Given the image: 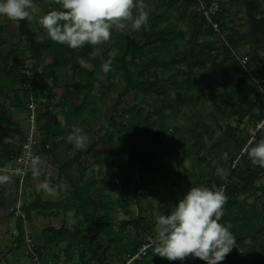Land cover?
Listing matches in <instances>:
<instances>
[{"label":"trees","instance_id":"obj_1","mask_svg":"<svg viewBox=\"0 0 264 264\" xmlns=\"http://www.w3.org/2000/svg\"><path fill=\"white\" fill-rule=\"evenodd\" d=\"M179 1L183 3L180 15L191 6L195 8L189 21V46L179 53L171 50L175 47L173 40L175 36L183 37L184 33L162 25L165 18L162 13L149 15L150 28L147 30H135L129 26L126 31H119L113 26L110 47L116 53H110L101 44L85 43L73 49L50 38L40 39L44 29L38 16L42 10L59 7L58 0H34L40 11L33 13L31 9V17L16 20V35L0 24L1 82L4 86L5 79V84L12 86L15 106L27 113L29 104L33 103L37 110V124L41 115L44 118L38 149L41 151H38L41 181L49 179L57 186L62 171L65 173L70 165L77 164L78 178H69L71 190L58 185V201H42L41 195L46 191L38 190L37 186L33 199L20 206L26 220L33 209L42 215H53L55 208L73 211L75 224L72 229L63 224L59 228L46 227L41 231L42 245L65 243L66 264H124L128 255L143 244H149L145 252L129 264H168V258L154 253L155 216L167 213L192 184L226 190L228 200L221 222L231 223L237 244L226 255L224 264L264 263V201H261L264 183H257L264 176V166L254 164L247 151L250 143L256 142L253 136L259 140L264 133V54L259 52L264 36V0H238L248 24V41L253 44L249 54H245L247 69L238 61V56L244 55L235 51L237 41L233 22L229 20L225 25L222 21L225 8L220 0L217 17L221 29L224 33L226 28L230 29V32L223 33L225 41L206 24L198 10L200 1L211 0H166L163 7L175 8ZM213 35L216 36L213 40L219 43L217 52L202 56L203 48L213 52L214 47L206 41ZM96 47L101 52L93 55ZM46 55L52 61L42 64L41 59ZM107 59H111L112 67L105 72L102 65ZM209 61L217 63L213 72L230 68L235 86L228 88L225 84L223 91L211 95V108L206 111L202 103L204 88L195 79V74ZM88 63L90 67L84 66ZM160 70L166 73L164 77L159 75ZM68 72L79 80L72 84L74 92L83 95L82 103L74 110H82L87 103L94 105L98 94L109 95L117 85L122 84L123 89L116 93L110 105L103 131L88 147L77 150L66 162L59 164L57 175L53 176L48 171L47 162L54 150L53 145L55 148L62 145V142L54 141V137L64 127V122L57 119L51 108L55 95L53 81ZM103 75L107 79L105 84L101 80ZM253 77L258 79L257 83ZM130 93L132 103L126 99ZM187 103L193 106L188 116L189 126L166 128L167 109ZM246 115L255 121L263 119V122L249 137H240L238 124ZM228 118H233L237 124L224 123ZM225 140L227 145L224 146ZM3 145L4 164L13 159L14 150L8 143ZM102 145L107 148L103 149ZM222 149L226 154L219 166L215 160L223 153ZM84 156L90 159L87 166L79 161ZM137 164L139 169H136ZM93 165L97 167L92 172L101 174V179L88 182L84 180L86 168ZM32 175L33 169L30 168L26 177ZM116 176L119 177L117 182L112 180ZM100 186L104 190H119L120 195L115 198L98 196L94 188L100 190ZM150 198H156L155 204L143 203ZM132 204H135L133 211ZM117 207L125 215L123 218H116ZM15 226L17 233L12 250L25 240L23 217H17ZM100 235L106 237L107 244L98 241ZM31 245L39 254L40 249H36L33 243ZM189 256L188 264H191ZM183 260L177 258L170 262L181 264ZM200 264L208 262L201 259ZM217 264L222 263L218 261Z\"/></svg>","mask_w":264,"mask_h":264},{"label":"clouds","instance_id":"obj_2","mask_svg":"<svg viewBox=\"0 0 264 264\" xmlns=\"http://www.w3.org/2000/svg\"><path fill=\"white\" fill-rule=\"evenodd\" d=\"M33 3L34 0H0V14L23 20L33 15ZM58 3L59 7H50L39 14L38 22L44 29L40 39L50 38L73 49L85 43L100 45L110 40L114 25L119 31H126L129 26L135 30L150 28V13L143 0L139 4L137 0H58ZM100 52L96 47L93 55ZM111 67V59L105 60L103 70L107 72ZM71 127L69 140L78 147L84 146L88 134L81 126ZM247 151L254 164L264 166V138L250 143ZM40 163V156H35L32 169L36 175H40ZM8 178L0 174V181ZM38 190L59 194L58 186L49 179L41 181ZM227 200L223 187L192 184L167 213L155 216L154 253L169 260H183L192 255L208 264L223 261L237 244L231 223L221 222Z\"/></svg>","mask_w":264,"mask_h":264},{"label":"crops","instance_id":"obj_3","mask_svg":"<svg viewBox=\"0 0 264 264\" xmlns=\"http://www.w3.org/2000/svg\"><path fill=\"white\" fill-rule=\"evenodd\" d=\"M101 46L104 49H108L109 52L112 53L110 43L107 47H104L103 42ZM51 61L52 58L47 55L43 56L41 59L42 64H48ZM27 62L30 63L31 61L28 60ZM84 66L90 67V64L88 63ZM101 80L102 83H107L105 75L102 76ZM1 81L2 79L0 78V94L5 93L6 101L1 102L0 100V166H6L8 163L12 165L13 159L10 161H6L3 164V158L5 155V145L3 144L8 143V146H11L12 149L15 151V148L24 140L26 136V133L28 131V123L26 121V110L17 107L12 103V95L14 93L12 86L5 84L7 82L5 81V79H3L5 86L4 87ZM53 82V91L55 95L52 99L51 108L53 109V112L56 114V117L60 122L67 121V124L63 123L64 127L62 128V130H59V133L54 137V141H60L62 142V145H60L59 148H55V145H53L54 141L51 142L54 146V150H52L51 152V155L47 162V167L48 171L53 176H56L57 172L52 173L49 170L50 166L52 167L54 165H57L58 169L59 164L66 162L70 157L73 156V154L77 150H83L88 147L89 144L93 140H95L97 136L103 131V122L106 116L110 113V103L107 94H98V98H96V100L94 101V105L87 103L82 110H74V107L79 106L83 101V95L80 93H75L72 87V84L79 82V80L76 78H72L70 76V73L68 72V74L65 76L59 75ZM39 110L40 112H42V107ZM43 122L44 118L41 115L39 117L38 124L35 130V135L37 138V149H39L40 142L42 140V130L40 127ZM72 125H78L83 127L84 131L88 134V141L84 146L78 147L73 141L69 140L68 137L70 132L72 131ZM102 148L106 149L107 146L102 145ZM60 150L63 151L65 154L60 155L61 158H58V152ZM79 161L83 162L84 165L87 166L90 159L88 158V156H84L79 159ZM96 167V165H93L90 167L88 166V168H86L87 176H84V180H88V182H90L94 181V179H97V181L101 179V174H95L92 172V170ZM65 170V173L64 171H62L61 180L58 185H60L67 191H70L71 186L69 183V178H73V180L75 178H78L77 164L74 163ZM24 180L25 181L22 183L21 186H18L16 177H9L6 181H0V239L2 242L0 246L2 247V245L4 244L7 245L3 250H0V264H66L64 262V259L68 257V254L63 251L65 243L63 242L55 246L48 243L42 245L43 241L41 237V231L46 227L59 228L63 224L66 228L72 229L75 224V217L73 211L71 210L55 208L53 210V215H42L40 212H37V209L31 210L30 218L28 220L35 222V229L38 230V232L33 233L30 237L29 227H26L23 224L25 240L19 247H24L26 239H30L28 243H33L36 249H40L38 254V260H36L33 255H31L27 250L25 253H23V257L19 254V252H17L20 248L12 250V246L15 243V235L17 233L15 223L17 217H20L15 215L14 208L17 205L21 206L24 203L26 204L33 199L35 194L34 190L41 183V177L40 175H36L35 171L33 170V175L25 177ZM31 180L34 181V183H31ZM97 184H99V182ZM90 187L92 188L93 186ZM26 189L30 190V196H28V198H26ZM94 190L96 192L95 194L98 196L101 195L109 197L108 194L112 192V190H104V188H102L101 186L100 190L95 188ZM50 196L54 197L51 198ZM59 199V194H50L44 192L41 195L42 201H58ZM118 210L120 209L117 207V212ZM100 212L101 211L99 210V213ZM94 226L95 225L93 223L92 227ZM98 241L104 244L108 243L106 237H104L103 235L98 236ZM25 255H28V261H26V259L24 258ZM189 257L191 264L201 263V259L199 257H194L192 255H190ZM183 261L184 262L181 264H188V256ZM167 262L168 264H174L171 263L170 260H168ZM221 263L224 264L225 260L221 261Z\"/></svg>","mask_w":264,"mask_h":264},{"label":"rangeland","instance_id":"obj_4","mask_svg":"<svg viewBox=\"0 0 264 264\" xmlns=\"http://www.w3.org/2000/svg\"><path fill=\"white\" fill-rule=\"evenodd\" d=\"M166 0H143L144 6L149 10L150 14H155V13H162L164 15V21L162 22V25L168 26L171 30H173L174 32H177L178 30L183 31L184 35L183 37L180 36H175L173 43H174V48H172L171 50H173V53H179L182 51H185L188 46H189V42H188V38L190 35V29H189V21H190V15L192 13L195 12V8L194 7H190L189 9L187 8L186 12L184 13V15H180L179 12H181L182 7H183V3L182 2H178L177 3V7L172 8V9H168L163 7V5L165 4ZM220 2L222 3V5L225 8L224 11V15L222 16V21L225 23V25H227L226 23L230 21H232V25L234 26V37L237 41L236 44V48L235 51L241 55L246 56L245 54H249L251 47L253 46V44L251 42H249V36L247 35V31H248V24L245 21L244 18V13H243V6L241 5V3L238 0H235V2H233V0H220ZM140 3V0H137V4ZM32 10L35 11L33 13H36L40 10V7L36 4V2L33 3L32 6ZM135 11V9H134ZM197 11V10H196ZM16 23L17 21L15 19L9 18L6 15L0 14V24L3 25L5 27V30L7 31H11L14 35L17 34V30H16ZM230 25V24H229ZM115 26V25H114ZM226 28V27H225ZM230 32L229 28L225 29V33ZM224 33V31H223ZM224 33V34H225ZM176 35V34H174ZM216 36L213 35L212 39H207L206 41H209L210 44L214 47L213 52H210L208 49H201V54L203 55H207L209 53L213 54L216 51V48L218 46V42L217 40H213V38H215ZM110 43V40L105 41L104 42V47H107L108 44ZM23 44V42H22ZM21 44V46H22ZM111 46V45H110ZM112 49V53H116L117 51L115 49H113L112 47H110ZM259 52L264 54V36L261 37V42H260V48H259ZM165 57H167V55H165ZM247 57V56H246ZM217 63L212 64L210 61L204 66L201 67L197 70V73L195 74V79L199 82L200 86L204 88V93L205 95H203V105H204V110H209L211 108L210 105V97L211 95H213L214 93H217L219 91H223L224 85L226 84L228 88H233L235 86V82H234V74L231 71L230 68H227L228 70L226 71H218V72H213L212 69L213 67H216ZM22 73V72H21ZM165 72L160 70L159 75L161 77L165 76ZM22 76V74H21ZM3 75L0 77L2 79ZM123 89L122 84L121 85H117V87H113L112 90L109 92L108 100L109 103L111 105V103L115 100L116 98V93L119 90ZM126 99L129 100L131 103L133 102V95L130 93L126 96ZM0 100L2 101H6V95L5 93L0 94ZM191 108H193V106L187 104H175L174 107H172L171 109H167V121H166V128L170 129L172 128L174 125L177 126H189V122H190V118H188V116L191 113ZM256 107L253 108V110H255ZM261 121V120H260ZM260 121H255V119L250 118L249 115H246L242 121L238 124V129L240 132V137L241 136H246L249 137L251 134H253V131L256 130V126L258 125V123ZM225 122H229L231 124H237L236 120H234L233 118H228L224 121ZM255 141H258V137L257 136H253ZM263 138H264V133H263ZM251 139V138H250ZM227 145V142L225 140L224 142V146ZM40 151V150H39ZM223 153L221 154L220 157H218L217 160H215V163L217 165H221V159L223 156H225L226 154V150L224 151L222 149ZM41 153V151H40ZM59 156L65 154L63 151H59L58 152ZM61 158V157H60ZM185 163H188V159H184ZM137 163V162H136ZM135 163V164H136ZM11 166V164H7L6 166H2V167H9ZM136 169H139V164H137ZM49 170L52 173H56L57 172V165L54 166H50ZM0 174H6L8 175V177H15L14 174H12L11 172L5 171V170H0ZM25 181V180H24ZM31 183H34V181L31 180ZM257 183H264V176L259 178L257 180ZM191 187V186H190ZM51 194V193H50ZM180 193L178 192V195ZM111 198H115L117 197V195H120V191L116 190V191H112L110 192V194H108ZM28 196H30V190L26 189V198H28ZM49 196V194H48ZM51 198H53L54 196H50ZM249 200L251 201L252 198H249ZM156 198L152 199L150 198L149 200H145L143 203H152L155 204ZM261 201H264V195L261 198ZM260 203V204H259ZM258 205L261 206L262 203L259 202ZM22 204V203H21ZM15 207V205H14ZM135 209V204H132L131 206V210L133 211ZM125 215L118 210L117 214H116V218H123ZM31 223L29 227V234L30 237L33 233L38 232V230L35 229V222L33 221H29ZM1 239H0V244H1ZM24 245L28 248V246H30V244L26 241L24 243ZM7 245L4 244L2 245V247L0 246V250H3ZM21 246V245H20ZM18 247L20 248L19 254L22 255L23 257V253L26 252V250L28 251V249L26 247ZM26 259V261H28V255H25L24 257ZM264 264V263H263Z\"/></svg>","mask_w":264,"mask_h":264},{"label":"built area","instance_id":"obj_5","mask_svg":"<svg viewBox=\"0 0 264 264\" xmlns=\"http://www.w3.org/2000/svg\"><path fill=\"white\" fill-rule=\"evenodd\" d=\"M220 3L218 0H211L210 2H203L200 1L198 5V10L202 17H204L206 24H208L211 29L214 31L218 37L225 41V36L220 26V22L218 20V14L220 11ZM239 63L246 68L248 58L246 56H238ZM247 69V68H246ZM253 80L257 83L258 79L253 77ZM28 112L26 113V121L28 123V131L24 140L18 144L15 148L14 156H13V164L9 167H2L0 166V170H5L14 174L17 178L18 186H21L24 182L26 177L27 171L32 168V161L34 160L35 156L39 155L37 149V138L35 135V130L37 127V110L33 103L29 104ZM263 119L258 123L257 127L261 125ZM255 131H253L254 133ZM236 161V160H235ZM234 161V162H235ZM113 181H119V177H113ZM14 213L16 216L23 217V224L28 227L30 222L25 220L23 212L20 210V206L17 205L14 208ZM29 242L28 239H26ZM149 244H143L135 253L128 255L124 264H129L132 259L138 257L140 254L145 252V249L148 247ZM28 252L33 255V257L38 260V253L33 249L32 245L28 246Z\"/></svg>","mask_w":264,"mask_h":264}]
</instances>
